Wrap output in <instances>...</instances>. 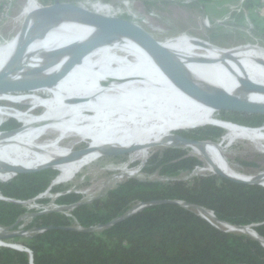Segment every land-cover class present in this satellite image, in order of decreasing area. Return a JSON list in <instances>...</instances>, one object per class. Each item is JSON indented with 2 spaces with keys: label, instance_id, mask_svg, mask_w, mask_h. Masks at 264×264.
Here are the masks:
<instances>
[{
  "label": "trees",
  "instance_id": "1",
  "mask_svg": "<svg viewBox=\"0 0 264 264\" xmlns=\"http://www.w3.org/2000/svg\"><path fill=\"white\" fill-rule=\"evenodd\" d=\"M162 1L146 0V4ZM122 7L116 5L114 9ZM261 13L252 19L256 33L264 39ZM208 31L213 38L216 32L210 28ZM186 104L206 117L249 129L262 128L264 123L263 115L218 113L196 99ZM181 113L177 111L162 128L168 127L171 133L180 129L176 131L178 135L195 140L220 143L223 139V127ZM10 121L1 131L20 128L22 122L14 118ZM197 125L202 126L190 128ZM22 128L23 125L16 132ZM185 147L164 146L151 153L142 171L147 176L157 174L162 180L131 177L91 200H84L78 192H64L56 201L68 207L70 215L56 210L33 211L32 218L27 222L22 219L15 230L22 225L27 231L55 227L6 240L21 244L30 252L1 245L0 264H264V246L259 240L223 229L217 221L212 223L203 217L197 208L180 203L201 206L233 225L250 226L264 240V185L236 182L213 172L186 179L184 174H192L204 162ZM58 174L57 169L46 167L18 174L11 180L1 179L9 181L0 180V227L14 225L29 212L18 200L36 198L48 203V198L39 196L49 188L64 191L62 185L53 184ZM160 200L164 202L154 203ZM140 204L147 205L128 215Z\"/></svg>",
  "mask_w": 264,
  "mask_h": 264
},
{
  "label": "bare ground",
  "instance_id": "2",
  "mask_svg": "<svg viewBox=\"0 0 264 264\" xmlns=\"http://www.w3.org/2000/svg\"><path fill=\"white\" fill-rule=\"evenodd\" d=\"M27 2L21 15L26 14L27 16L38 6L36 0H27ZM65 8L66 6L56 8L55 17L50 16L48 13L40 17L34 28L36 41L29 46L21 69L13 72L10 75V79L21 80L28 78L30 72L39 68H42V71L36 77L45 78L59 72L68 64L72 57V51L69 50L55 54L53 57L50 55L49 59H44L41 62L32 63L29 61L31 52L52 36L57 25L66 19H77L80 12H82L73 8L67 11ZM94 18L95 16H92L84 21V25L89 26ZM90 28L91 26L82 30L77 41L82 40L83 33ZM105 42L122 46L135 60L126 55H117L109 52L100 59L95 71L82 75L81 66L91 57L93 51L56 86L61 90L63 89L62 91L73 103L93 109L102 115L107 114L114 121L101 117H87L86 113L58 106L39 95L23 94L12 98L14 96L12 94L0 93V101L8 100L20 104L28 102L35 107L43 106L45 110L42 115L33 117L15 109L1 108L0 113L3 116H13L24 124L23 129L19 132H0V157L3 158V162L0 161V166L7 170L8 173H12L14 176V169H29L37 163H43L39 167L55 164L60 168L69 167L75 171L83 164L90 161L92 163L96 156L104 154V150L121 149L131 145L141 146V149L138 151V157H142L147 153L153 142L176 143L174 134L161 133L159 130L177 111H182L181 116L189 115L195 119L223 128L228 124L241 127L249 138L255 139L257 142L262 141L261 138L264 136L263 129L255 128V130H252L250 128V130L247 127L212 119L194 112L195 110L186 104L193 98L179 89L152 58L133 40L117 32H110L106 36ZM71 44L62 50H66ZM21 45L19 47L10 46L5 54H0V60L4 57L10 60L8 65L0 70V73L11 68ZM196 48L206 49L211 53L217 52L212 62L209 61L190 72L185 68L198 85L207 89L219 82L227 83L228 88L234 91L231 95L247 102L264 104V51L256 47H241L229 50L210 44L206 46L199 43H183L171 48V50L179 54L183 51H192ZM115 59L119 62L110 65ZM102 70H105L103 76L94 79L96 74ZM86 81L91 83L85 84ZM116 82L125 83L122 85V88H131V91L121 103H106L104 100H100L104 102H97L88 97L89 88L96 97L106 96L107 98L108 96L104 93L103 88H99L98 86ZM235 88L239 90V95L235 91ZM215 90L221 89L214 88L209 91ZM53 131L60 133L63 139L71 135L81 136V134L86 133L87 136L82 138L85 140L91 139L88 147L89 150L75 155L72 150L60 147L55 141L43 144L39 143L42 136ZM188 147L198 148L202 152V158L207 160L209 168L212 171H219L238 180H258L264 184V172L259 176L250 177L232 171L228 167V164H226L223 154L224 146L221 143L205 142L191 144ZM16 160L21 161L24 165L12 166L11 164ZM203 212L210 218H213L210 211ZM221 224L226 225L228 229L234 231L258 236L251 227H232L227 223ZM260 239L264 243V240Z\"/></svg>",
  "mask_w": 264,
  "mask_h": 264
},
{
  "label": "rangeland",
  "instance_id": "3",
  "mask_svg": "<svg viewBox=\"0 0 264 264\" xmlns=\"http://www.w3.org/2000/svg\"><path fill=\"white\" fill-rule=\"evenodd\" d=\"M37 3L40 0H36ZM94 3L96 6H103V1H107V5L109 8H115L116 5H123V9H129L142 18L146 26L152 31V33L160 40L163 41L164 45L169 49L183 43H195L193 38H199L204 41L209 42L212 46H217L220 48H225L229 50L237 49V48H253L256 47L262 51H264V39L261 38L255 31V25L253 23V19H251L250 23H246L245 26H240L238 29H226V28H216L213 25H210L209 28L214 30L216 33L213 38L208 31V27L205 25L201 26L197 21V16L195 14H190V17H186L184 12H182L181 4L174 1L168 2H158L146 4V0H89ZM151 1V0H148ZM155 1V0H153ZM151 1V2H153ZM259 3H255L257 6L264 5V0H258ZM27 0L22 2V6L19 7L14 16L19 15L21 9L26 7ZM239 7L242 6L241 3L234 7V11L239 12ZM256 7V6H254ZM67 11L71 8L66 7ZM240 10V11H241ZM23 12V11H22ZM259 12V11H256ZM50 16L55 17L56 8L47 12ZM95 16L90 11L80 12V15L77 19H66L62 21L59 25L55 27L52 36L48 40L43 41L34 51L29 55V61L32 63L41 62L44 59H49L50 55H52L56 51H60L67 47L69 44L78 40L80 33L82 30H85L87 27L84 25V21L89 19L90 17ZM184 16V17H183ZM26 17V14L18 16V21H13L7 27L1 29V34L3 38L0 40V54H5V52L9 49L10 46L19 47L22 44L21 39V22ZM207 24V20H206ZM53 26V25H52ZM53 28V27H52ZM92 31V27L89 30H86L82 39L87 37ZM34 35V33H33ZM35 35L32 40L33 44L35 42ZM30 44V45H31ZM2 47V48H1ZM41 50V51H39ZM109 52H113L117 55H126L131 57L130 54L123 49L122 46H118L115 43L105 42L102 46L95 49L91 57L86 60L82 64V75H87L97 69V66L100 62V59L103 58ZM215 53H211L206 49H193L192 51H183L177 54L180 58H182L184 67L188 70V72L206 64L207 62H212L215 58ZM132 60H135L131 57ZM119 60V59H118ZM10 60L8 58H2L0 60V70L8 65ZM119 62V61H118ZM117 62V59L112 61L110 65H114ZM105 70L99 71L94 79L101 78ZM150 76V75H149ZM148 79V76H147ZM149 80V79H148ZM90 84L91 82L86 81L85 84ZM125 84L123 82L109 83L108 85L103 84L102 86H98L99 88H103L104 93L108 96L105 97H96L91 90H89L88 97L97 102H106V103H121L124 98L129 94L131 88H122V85ZM97 86V85H95ZM117 87V88H116ZM87 88V87H86ZM221 89L225 92L233 94V90L228 88L227 83H217L208 87V90L211 89ZM63 90V89H62ZM59 89L56 85L53 87L42 88L39 90H35L33 92L28 93H20V94H12L14 95L12 98H15L16 95L30 94V95H39L46 100L65 108H70L72 110L86 113L87 117H101L104 119H109L110 121H114V119H110L107 114L102 115L93 109H88L83 106H79L73 103L69 97ZM119 93L117 94V92ZM235 91L239 95V90L235 88ZM115 94H114V93ZM121 93V94H120ZM127 93V94H126ZM11 94V93H9ZM114 94V95H113ZM33 98V97H30ZM194 99V98H193ZM104 100V101H100ZM195 100V99H194ZM86 104V103H85ZM1 108H11L18 110L19 112L27 113L33 117L40 116L41 113H44L43 106L35 107L30 105L28 102L24 104L15 103L8 100L0 101V110ZM199 113V112H198ZM219 113V112H218ZM200 114V113H199ZM201 115V114H200ZM17 118L13 116H3L0 113V132L2 126L9 125L11 119ZM22 122L21 120H18ZM24 124L21 123V126ZM20 126V129H21ZM264 126V123L262 124ZM261 126V127H262ZM23 129V128H22ZM225 135L223 139H221L220 143L223 144V154L225 156L226 164L228 167L244 176L255 177L259 176L264 172V136H262V141L257 142L255 139L249 138L243 128L233 125H226L224 128ZM263 129L264 127L259 128ZM251 130V129H250ZM255 130V128H252ZM161 133L171 134L170 129L168 127L161 128L159 130ZM6 133V132H5ZM172 134L178 135L175 130H172ZM84 136H87L86 133L81 134V136L71 135L70 137L61 138L60 133L56 131L50 132L41 137L39 140L40 144L55 141L57 144L64 148L70 149L73 152L81 151L89 147L91 143V139L85 140ZM139 146V145H138ZM167 146L162 142H153L147 153L142 157H138V151L141 149L140 147H136L134 150H130L129 147H133V145L121 149H115L114 154H103L96 156L95 160L90 163L83 164L77 170H73L72 168H62L63 171L58 167V165L52 164L48 167H52L57 169L59 174L57 178L54 180L56 183L54 185H62L65 190L54 192L49 188L45 193H43L39 198H48L53 200L52 198L55 195H62L64 192L69 193L71 191L81 193L83 195L84 200H91L98 196L105 195L106 192L116 187L119 183L131 177H139L142 179L151 178V179H160L163 178L157 174H152L147 176L143 171L142 167L145 162L150 157L151 153ZM185 147V146H184ZM127 148V149H126ZM187 148L191 154L200 158L204 165L198 167L192 174H184L186 179H189L191 176L196 174H208L213 171L209 168V163L207 160L202 158V152L198 148L185 147ZM126 150V151H125ZM209 155V154H208ZM212 158V157H211ZM0 161L3 162V158L0 157ZM248 162V163H244ZM12 166H23L24 164L21 161H14ZM12 173H8L3 167L0 166V177L2 179L12 177ZM61 193V194H58ZM32 204H42V202L36 200L32 201ZM49 203V204H50ZM48 204V203H43ZM68 210V208H67ZM32 217V216H31ZM24 222L30 220V215H25L23 217ZM217 223V222H216ZM218 225L227 229V226L218 222ZM24 225L20 227V230H23ZM228 230V229H227ZM241 232V231H240ZM31 232H27L29 235Z\"/></svg>",
  "mask_w": 264,
  "mask_h": 264
},
{
  "label": "water",
  "instance_id": "4",
  "mask_svg": "<svg viewBox=\"0 0 264 264\" xmlns=\"http://www.w3.org/2000/svg\"><path fill=\"white\" fill-rule=\"evenodd\" d=\"M178 2V1H176ZM179 3V2H178ZM103 6L99 7L94 5L92 1L89 0H40L38 1V6L29 13L24 20L21 22V39L22 45L18 55L16 56L15 60L13 61L11 68L3 73H0V93L1 94H20V93H28L33 92L35 90H39L42 88L53 87L57 85L61 80H63L77 65L81 64L83 60L90 55L95 49L102 46L106 41V36L110 32H117L137 43L151 58L152 60L161 68V70L171 79V81L183 92H185L190 97L196 99L197 101L208 105L215 109L218 112H238V113H245V114H258L264 116V104H255L251 102H247L242 100L236 96L228 94L227 92L221 90L209 91L202 86L198 85L192 77L189 75L187 70L184 67V63L182 58H180L174 51L169 49L167 46L164 45L163 41H160L152 31L146 26L144 22L140 19L136 18L135 16L116 9L109 8L107 4L102 3ZM60 6H66L73 8L77 11H90L95 15L93 22L90 24L92 27V31L90 34L82 40L73 42L69 48L66 50L56 51L52 54V57L55 54H59L63 51H72V57L70 58L68 64L59 72L53 73L50 76L45 78H37L36 75L42 71V68L36 69L30 72L29 77L21 80H12L10 79V75L21 69L22 63L26 56L27 50L32 43L34 38V28L38 23L40 17ZM206 17L203 18L205 22ZM54 22V21H52ZM195 43H199L202 45H208L209 42L204 41L199 38H193ZM205 125V124H202ZM193 126L190 128H195L198 126ZM263 127V126H262ZM20 128L12 130V131H2L3 133H13L18 131ZM180 130V129H176ZM175 142L174 144H168L167 146H189L191 144H199L211 141H203V140H195L192 138H186L181 135H174ZM215 143V142H212ZM165 144V143H164ZM136 147L140 146H133L129 147L130 150H134ZM127 149V148H126ZM89 149L86 148L81 151L74 152L73 154L77 155L82 152L88 151ZM126 151V150H125ZM104 154H114L115 150H104ZM72 154V155H73ZM49 165H44L38 168H17L14 169L15 174L13 177L17 176L18 174L22 173H31L38 171L40 169L46 168ZM218 175L224 176L231 180L240 183H248V184H261L258 180H238L235 178H231L219 171H213ZM12 177V178H13ZM10 178L9 180H11ZM1 180V179H0ZM9 180H1V181H9ZM55 183V181L53 182ZM163 200L155 201L154 203H162ZM185 206H192L197 208L201 215L205 214L203 211H208L205 208L198 206V205H190L185 202H180ZM147 204H140L136 206L132 212L135 213L142 208H144ZM213 218L217 222L227 223L230 224L232 227H245L240 225H233L228 222H224L219 220L213 212H211ZM126 217V216H124ZM124 217L113 221L111 224H114ZM23 218L19 219L14 225L10 227H0V244L2 242H6V240L19 237V236H26L27 232L33 231H44L46 229H52L55 226H50L46 228L36 229L33 228L29 231L27 230H15V227L22 221ZM250 227V226H246ZM62 229H82L77 227H59ZM95 228H90V230ZM229 231H234L228 229ZM256 232V231H255ZM245 233V232H243ZM257 233V232H256ZM247 234V233H246ZM250 235V234H248ZM252 236V235H251ZM262 245L264 243L261 241L260 237H256ZM5 246H10L17 249H25L30 252L29 249L24 248L21 244H13L8 243ZM33 264V263H32Z\"/></svg>",
  "mask_w": 264,
  "mask_h": 264
},
{
  "label": "crops",
  "instance_id": "5",
  "mask_svg": "<svg viewBox=\"0 0 264 264\" xmlns=\"http://www.w3.org/2000/svg\"><path fill=\"white\" fill-rule=\"evenodd\" d=\"M250 2H242V0H185L184 3L179 4H181L180 7L186 17H190L189 13L195 14L201 26H206L203 21V18L206 17L209 26L214 24L213 27L217 29L221 27L233 30L250 23L252 17L256 15L255 5H251ZM240 3L244 6L242 10L234 11L233 8ZM261 18H264V8ZM209 26L206 27L209 28Z\"/></svg>",
  "mask_w": 264,
  "mask_h": 264
},
{
  "label": "built area",
  "instance_id": "6",
  "mask_svg": "<svg viewBox=\"0 0 264 264\" xmlns=\"http://www.w3.org/2000/svg\"><path fill=\"white\" fill-rule=\"evenodd\" d=\"M23 1L24 0H0V40L3 38V35L1 34V29H3L4 27H7L13 21H18V16L19 17L21 16L22 11H23V7H22L19 15L14 16V13L16 12V10L19 7L22 6ZM151 1H153V0H151ZM172 1H174V2L178 1L179 3H184L185 0H172ZM246 1H253L254 5L256 6L255 12L256 11H259V12L262 11L264 5L257 6L255 4V3H259L258 0H242V2H246ZM123 7L125 8V6H123ZM123 7L119 10L127 12V13L135 16L136 18L140 19L142 22H144L142 20V18L139 17L137 14H135L133 11H131L129 9H123ZM112 9H114V8H112ZM240 10H241V7H239V11ZM256 13H258V12H256ZM206 20H207V18L205 19V22H204L205 24H206ZM206 26H209V25L206 24ZM58 194H61V193H58ZM59 196H61V195H59ZM59 196L55 195V197L52 198L53 200H51V203L48 202V204H43V202H42V204H32L31 202L36 201L37 200L36 198L32 199V200H27V201L18 200V202L24 204L28 208L29 212L26 215H30V219L32 218L31 216H33V214H34L33 211H36L38 213H47V212L56 210V211H60L64 214L70 215V212L68 210H66L68 207L61 205L56 201V199ZM0 197H1V195H0ZM202 216L205 217L206 219H208L209 221H211L212 223H214V221H215L214 218H212V217L210 218L206 214H203ZM6 244H8V242H2L0 244V246L6 245Z\"/></svg>",
  "mask_w": 264,
  "mask_h": 264
}]
</instances>
